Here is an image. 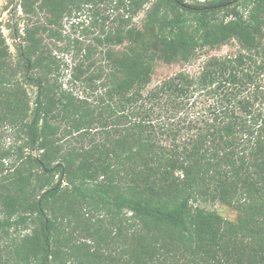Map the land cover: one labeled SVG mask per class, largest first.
Here are the masks:
<instances>
[{"label":"trees","instance_id":"obj_1","mask_svg":"<svg viewBox=\"0 0 264 264\" xmlns=\"http://www.w3.org/2000/svg\"><path fill=\"white\" fill-rule=\"evenodd\" d=\"M230 1L154 0L139 29L149 0H18L15 57L0 29V264H264V0ZM99 5L113 19L64 88L50 27Z\"/></svg>","mask_w":264,"mask_h":264},{"label":"rangeland","instance_id":"obj_2","mask_svg":"<svg viewBox=\"0 0 264 264\" xmlns=\"http://www.w3.org/2000/svg\"><path fill=\"white\" fill-rule=\"evenodd\" d=\"M209 0H186L188 4L203 3ZM18 0H0V29L3 37L6 38L7 44L10 47V51L15 57L14 43H18L19 39H13L15 29H21L23 27L24 19L21 9L16 6ZM154 0L144 6L143 10L132 18V24L141 29L143 21L145 19L146 12L152 7ZM90 10V11H89ZM92 10V11H91ZM109 17V21L105 17ZM113 19L112 13L108 7L99 5L95 8L89 9L87 6H82L80 13H73L70 17H65L61 21L60 26H52V35L47 37L46 42L50 45L52 55L59 61L60 73L63 75L62 83L63 87L67 88V73L72 65L71 59L75 54L76 46L96 45L95 37L100 35L103 28L110 25V21ZM45 22L43 16L40 17V22ZM77 41V43H76ZM98 51V50H97ZM238 51L237 45L232 42L226 46H222L220 49L211 51H204L200 53L199 58L186 65L179 64H159L154 72L150 87L156 85L163 79L176 74L179 71H187L191 75H195L200 70L202 62L210 56L230 55ZM28 95L33 98L34 89L27 87ZM80 89L75 87L73 92L80 96ZM209 210H214L222 217L233 221L235 219V211L230 208L215 205L208 207Z\"/></svg>","mask_w":264,"mask_h":264},{"label":"water","instance_id":"obj_3","mask_svg":"<svg viewBox=\"0 0 264 264\" xmlns=\"http://www.w3.org/2000/svg\"><path fill=\"white\" fill-rule=\"evenodd\" d=\"M236 1H237V0H233V1H230V2H228V3H226V4H224V5H221V6H225V5L229 6V5H232V4H234ZM183 6H184V5H183Z\"/></svg>","mask_w":264,"mask_h":264}]
</instances>
